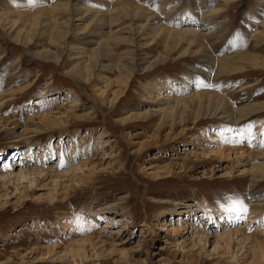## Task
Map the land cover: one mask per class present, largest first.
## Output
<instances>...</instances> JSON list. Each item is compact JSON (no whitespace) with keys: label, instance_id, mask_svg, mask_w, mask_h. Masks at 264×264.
I'll list each match as a JSON object with an SVG mask.
<instances>
[{"label":"rangeland","instance_id":"obj_1","mask_svg":"<svg viewBox=\"0 0 264 264\" xmlns=\"http://www.w3.org/2000/svg\"><path fill=\"white\" fill-rule=\"evenodd\" d=\"M49 1L53 8L60 0ZM99 1L72 4L110 16L125 1L168 26L164 16L180 13L186 28H198L202 46L169 54L152 70L134 69L127 84L114 69L85 82L69 70L107 35L128 38V29L120 31L130 20L113 23L106 35L89 25L101 32L86 34L88 22L75 14L57 17V28L70 32L59 41V64L30 55L58 50L47 35L26 50L0 25V264H264L254 241L264 243V68L242 61L244 54L264 60V0H216L219 14L210 9L214 0L207 9L205 0H105L109 10ZM43 3L0 0V17ZM194 11L202 22H187ZM151 34L139 38L150 62L168 56ZM108 47L114 59L106 66L125 65L133 51L115 41ZM218 59L231 62L226 71ZM202 89L229 99L237 126L197 116L188 100ZM175 99H184L188 113L180 105L162 120ZM253 105L262 111L242 118L240 110ZM229 198L243 201L247 213L227 211ZM71 248L83 250L72 257Z\"/></svg>","mask_w":264,"mask_h":264},{"label":"bare ground","instance_id":"obj_2","mask_svg":"<svg viewBox=\"0 0 264 264\" xmlns=\"http://www.w3.org/2000/svg\"><path fill=\"white\" fill-rule=\"evenodd\" d=\"M45 1H46V3H43L44 8H42L39 11H36L35 9L34 10L36 12L31 10V9L30 10L26 9L27 11L25 10V12L20 11V10H16L15 14H17V16H18L16 18L13 17V19L12 18L8 19L7 15H2L0 17V25H1V29L3 30V33L10 36L13 41L17 42L18 44H21L26 50H28V48L32 45L37 46V44H36L37 39L39 37L42 38L45 35H47L48 38H50L52 40V42L58 46V50L55 52H53L51 50H46L43 52H34V53L30 52V55L32 57H34L36 60L51 61V62H54L56 64H59L63 59V53L64 52L61 51V48L59 47L60 46L59 41H62V40L65 41L66 38L69 37L70 32L67 30H60V28H57L58 24H59V19L57 17L68 16L69 17L68 20H72L74 17V14H75L77 17H79L78 19L81 22H88L87 26L85 27V30H87L86 34H89V33H91V34L95 33L96 34V32L100 34V32H101L99 29L98 30L96 29L97 30L96 32L91 31L89 29L90 27H88V25L91 27L92 26L100 27L102 30V34H103V33H105L106 29H108V28L111 29L114 24L117 25V24H119L125 20L131 21V23L128 25V27L125 30L123 28L120 31V32H125V31L129 30L128 32L130 33V36L128 38H121L119 36V32L112 33L109 35H107L105 33L107 36L110 37L109 40L106 39L105 41L100 42L98 49H92V51H90V58L87 59V61L80 62L79 64H76L75 66H73V68H71L69 70L70 74H73L74 76H76L77 78H79L85 82H90L91 80L101 78L102 72H106V71L110 72L111 70L114 69L121 74L120 80L122 79L125 82V84H127L129 78H131L133 75L134 69L140 68V67L143 68L144 66H146V70H152L158 64L164 63V62L168 61L169 59H172L173 57L172 56L169 57V54L173 55L179 51L182 53L181 55L191 54L192 48L194 46H196V44H199V45L202 44V43H200L201 36L198 33L199 30H196L198 28H194V29L189 28V27L186 28L185 27L186 25L183 24L186 22H185V20H181L180 13L175 14V13H170L171 12L170 11L168 14H166L164 16L166 18H171L169 21L171 24H169V26H168L164 23H159L158 20L161 19L160 16L157 17L154 15H151L150 13L143 11L141 8L137 7L136 5L132 6V5L126 4L127 2H125V1H122L120 5L114 4L113 8L115 9V12L113 15H110V16L107 14L106 15L101 14V13L96 12V11L94 13H92L91 10H86V9L80 8V6H78V5H77V7H79V8H77L78 10H76L72 4V0H60L59 2L57 1L58 3L56 2L55 6L53 8H51V7L49 8L48 6H45L44 4H49L48 3L49 0H45ZM97 1H99V0H97ZM100 1L98 4H100V5L102 4L104 7H106L108 9V5L106 4L107 0L106 1L100 0ZM208 1L209 0H205V2H203L204 3L203 6L206 9H207L206 6H207ZM214 2L215 3H212L210 9L213 8V10H215L217 12L220 10V8L222 6L218 3H216V0H214ZM226 6L227 5L223 6V9H225ZM164 7H169V4L163 3L161 5V8L163 9ZM174 7H176V6H174ZM199 7L196 6L194 9L198 11ZM100 8H101V6L99 8H96V9L99 10ZM110 8H111V6H110ZM210 9L208 11H210ZM219 12H217V13L219 14ZM104 13H106V12L104 11ZM107 13H108V11H107ZM209 14L211 15L212 12H209ZM200 15L201 14L199 12L194 11L193 15L188 17L186 20H188L187 22H189V23H191L190 20H192L193 21L192 24L195 22H199L202 20V17ZM52 16H55V20L52 19ZM52 24H55V27H53ZM181 24L184 25V28H182ZM192 24H190V26H192ZM206 25H211V23H206ZM27 26H30L29 30L26 29ZM180 26H181V29L178 28ZM147 29H151V32L154 36L161 38L160 39L161 41H159V42H162L164 44V46L166 47L168 56H160L151 62L149 61L148 57L145 59L142 57V56H144L142 54L143 53L142 50L145 47L142 46L143 43L140 42L139 38L142 36H145V31H147ZM98 36H100V35H98ZM110 41H115L118 43H125L133 49V51L128 53L127 58H124V60L127 61V63L125 65H122L120 63V61H118L117 64L114 66L104 65V62L106 60H109L111 62L114 59V56H113L114 54L111 53V51L108 47V42H110ZM172 45H174L173 48H172ZM201 46L199 48H201ZM203 47H204V45H203ZM203 47L201 49L205 48V47L204 48ZM82 52H86V51H82ZM195 54H197V53H195ZM201 54H203V53H201ZM81 55L83 56V53ZM243 57H244V59H242V61H246V62L248 61L249 64H251L253 67L264 68V60H262L260 58H256V57H250L249 55H246V54H244ZM81 58L82 57H78L75 60L81 61ZM207 58H208V56H207ZM230 63L231 62L226 64L225 60H223L222 62H220V60H219V65L217 68L220 71H226L225 69H227V67ZM215 64H216V62H215ZM207 67H208V65H207ZM213 68H215V66H213ZM192 79H194L198 82V83H196L197 85H200L199 82H203L204 84L211 85L209 79H207L205 81L204 80L200 81V80H197L194 77V75H192ZM102 80H104L105 83H107V85H110L109 80H106V79H102ZM209 88L206 87L205 90H208ZM203 92H205V91L203 90ZM183 100L175 99L174 102H175L176 106H173V108L169 107V105L171 104V103H169L167 108H165L161 111V113H163L162 114V120H163V117L167 111L171 110V112H174L175 110H177V108L182 107L180 105H183V108L180 111L181 115L188 113L187 107H189V106H185L186 105L185 102L181 103V101H183ZM188 101H189V103H192L194 105L193 110L195 111V113H197V116H200V117L204 116V118H207V119L210 118V116L212 118L213 117H220L219 119L227 122L230 126H232V127L237 126L238 121L234 117V110L231 109L229 104L227 103L229 101V99L226 97H223V98L220 97V95L217 91H216V94L213 93V90H210V93L205 92L202 94H196V95L192 96L190 98V100H188ZM214 103H216V104L218 103L219 104L218 107L215 108L213 105ZM174 107H175V110H174ZM205 108H206V111L204 110ZM262 109H263V107H254V105H253V107H250L247 109H242L240 111L243 112L242 118H245L247 116L250 117L251 115L259 113L260 111H262ZM242 112H239V113L242 115ZM222 129H224V128H222ZM261 156H264V153L261 154ZM254 168L256 170H258V172L261 173L263 167L258 166V167H254ZM10 177L11 176H9V178ZM60 179H61V176H60ZM55 182H56V180L54 181V183ZM55 184H57V183H55ZM165 226H166V223H165ZM162 230H166V228H162ZM246 240L248 241L251 239L249 237H246ZM254 241L260 250L264 249V243L263 242L258 241V240H254ZM82 250H79V249L74 250L73 248H71L69 250V254H71L72 257H75L77 255H80Z\"/></svg>","mask_w":264,"mask_h":264},{"label":"snow or ice","instance_id":"obj_3","mask_svg":"<svg viewBox=\"0 0 264 264\" xmlns=\"http://www.w3.org/2000/svg\"><path fill=\"white\" fill-rule=\"evenodd\" d=\"M30 6H35L37 3V0H28ZM234 43V42H233ZM201 87H212V85L209 84H204L203 82H200ZM252 125H249L246 129V131L251 135L252 133ZM264 135V133H262ZM250 143V141H249ZM261 147H264V141L261 142L260 144ZM230 203L227 207V211L231 213H235L237 215L241 213H247L248 208L247 206L243 203V201L239 200L238 198H229Z\"/></svg>","mask_w":264,"mask_h":264}]
</instances>
